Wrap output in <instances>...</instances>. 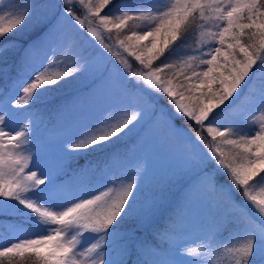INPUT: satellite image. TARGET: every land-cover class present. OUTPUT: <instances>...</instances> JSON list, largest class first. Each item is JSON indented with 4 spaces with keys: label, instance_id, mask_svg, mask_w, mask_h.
Instances as JSON below:
<instances>
[{
    "label": "snow or ice",
    "instance_id": "obj_1",
    "mask_svg": "<svg viewBox=\"0 0 264 264\" xmlns=\"http://www.w3.org/2000/svg\"><path fill=\"white\" fill-rule=\"evenodd\" d=\"M0 76V264H264V0H0Z\"/></svg>",
    "mask_w": 264,
    "mask_h": 264
},
{
    "label": "trees",
    "instance_id": "obj_2",
    "mask_svg": "<svg viewBox=\"0 0 264 264\" xmlns=\"http://www.w3.org/2000/svg\"><path fill=\"white\" fill-rule=\"evenodd\" d=\"M39 34L38 31H34L31 33H27L24 36H15V37H9V39H16L19 41L20 44L25 45L29 40L35 39V37ZM19 52L12 50L8 51L5 53L6 59L8 63H14L16 58L19 56ZM56 69H53L55 71ZM83 81L80 82H69L66 81L65 84L58 90L56 91L54 95V99L51 100H46L45 103L49 109L54 108L57 104H60L62 101H67L72 98V96L75 93V90L77 87L83 85ZM3 85V78L0 76V86ZM80 163H83V160L80 161ZM74 166V165H73ZM195 247L196 245H192Z\"/></svg>",
    "mask_w": 264,
    "mask_h": 264
},
{
    "label": "rangeland",
    "instance_id": "obj_3",
    "mask_svg": "<svg viewBox=\"0 0 264 264\" xmlns=\"http://www.w3.org/2000/svg\"><path fill=\"white\" fill-rule=\"evenodd\" d=\"M18 36L21 37V36H24V35H18ZM68 81L71 82L72 80L69 79ZM148 155H149L150 158L153 159V160L158 159L157 155L155 154V152H154L152 149H149V151H148Z\"/></svg>",
    "mask_w": 264,
    "mask_h": 264
}]
</instances>
